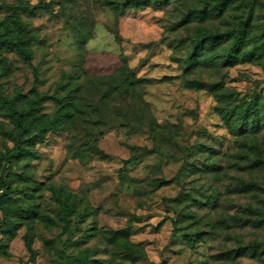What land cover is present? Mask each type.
<instances>
[{
    "label": "rangeland",
    "instance_id": "obj_1",
    "mask_svg": "<svg viewBox=\"0 0 264 264\" xmlns=\"http://www.w3.org/2000/svg\"><path fill=\"white\" fill-rule=\"evenodd\" d=\"M15 1L0 0V18ZM45 1L23 16L36 35L31 60L5 53L4 92L63 95L59 82L87 81L81 71L62 76L80 59L103 86L127 64L150 79L144 99L162 129L153 141L145 126H117L124 101L115 93L106 109L98 90L80 100L74 128L26 140L1 173L10 188L0 264H58L85 249L90 264H264V123L254 133L233 117L231 132L217 111L264 95V55L234 66L223 57L240 20L264 34V0H150L124 12L130 0ZM202 9L203 18L192 13ZM43 111L52 115L54 104ZM11 132L0 111V157L12 153ZM94 144L107 157L93 154ZM143 147L153 152L129 160ZM60 186L76 203L67 231L51 191ZM121 229L127 235L114 236Z\"/></svg>",
    "mask_w": 264,
    "mask_h": 264
},
{
    "label": "trees",
    "instance_id": "obj_2",
    "mask_svg": "<svg viewBox=\"0 0 264 264\" xmlns=\"http://www.w3.org/2000/svg\"><path fill=\"white\" fill-rule=\"evenodd\" d=\"M148 1L150 0H130L123 7L122 11L124 12L128 7H131V2L140 5ZM221 1L222 6H224L226 1ZM48 4L45 0H37L35 5H32L29 0H16L14 3L6 4L8 11L6 15L0 18V78L9 75L11 71V66L5 53L13 52L23 62L31 60L33 54L31 47L36 39V35L29 24L23 19V16L31 15L39 7H46ZM205 12V9L192 11L199 18H203ZM253 37L255 36L252 35V29L248 22L240 20L236 30L233 32L230 47L223 54L228 66L251 62L256 59L259 60L263 57L264 34L255 38ZM208 42L213 45L215 43L214 37L209 36ZM206 58L209 59L211 57L208 56ZM195 60V54L192 53L187 56L184 60L186 68L190 67ZM73 71H75V75L79 74L80 71L83 72L87 81L85 83H73L75 80L69 79L66 84L59 82L57 84L58 88L65 91L63 95L59 96L40 94L38 92L29 95L18 91H15L12 95H7L0 84V111L8 117L12 125L11 140L14 145L11 155L0 157L3 162L0 168V214L3 216V219H7L9 212L4 202L6 201L5 196L10 187L1 173L5 168L4 166L9 164V158L16 157L22 153L25 150L24 143L28 139L43 138L52 130L63 129L69 131L74 128L77 117L81 114L80 110L82 112L81 107H79V102L82 98L84 101L85 99L93 98L96 96V91L100 90L103 92L101 95L103 104L108 109L111 105L109 101L113 99L116 93L118 96H121V99L125 103L121 107V121L118 122L117 126H145L153 141L158 138L159 130L162 129V126L153 117L149 105L144 99V87L146 84L151 83L150 79L134 76L128 69L127 64H125L116 68L110 76H106L104 85L99 86V83H93L90 73L84 70L81 59L78 61L77 66L73 67L69 73H62L63 79H66ZM186 85L200 89L203 83L191 80L186 81ZM75 87H77V94L73 96L72 88ZM46 101H51L54 104L52 115H48L43 111V103ZM85 102L84 105L87 104ZM217 111L221 114L229 131L231 130L232 132V118L235 117L236 120H240L246 124L250 132L257 133L261 130V124L264 123L262 122L264 121V95L255 94L252 99L248 100L245 106L237 104ZM30 131H34V134L31 136H29ZM101 134L102 132L99 133V135ZM152 152L153 149L143 147L137 155L129 160L140 159ZM92 153L102 158L107 157V154L96 144L92 146ZM258 163H261V161ZM51 191L59 206L58 215H60L59 218L63 221V230L67 231L70 226L69 218L76 210L75 200L70 193L64 192L61 186L53 187ZM7 223L5 220L3 225L5 226ZM113 234L114 236H126L127 230H117ZM24 240L25 246L33 259L35 251L32 249V236L28 231L25 234ZM130 246L135 249L134 251H130L131 253L136 254V252H139L138 247L134 245ZM2 249L0 245V250ZM58 264H90V260L85 249L74 254L65 255L64 261Z\"/></svg>",
    "mask_w": 264,
    "mask_h": 264
}]
</instances>
